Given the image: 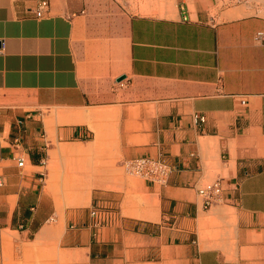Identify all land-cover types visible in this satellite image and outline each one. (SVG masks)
Here are the masks:
<instances>
[{"label":"crops","instance_id":"obj_1","mask_svg":"<svg viewBox=\"0 0 264 264\" xmlns=\"http://www.w3.org/2000/svg\"><path fill=\"white\" fill-rule=\"evenodd\" d=\"M41 1L0 0V264H264V14L46 0L36 17ZM69 156L100 173L58 172ZM143 156L165 184L108 187ZM93 206L114 219L95 227Z\"/></svg>","mask_w":264,"mask_h":264},{"label":"built area","instance_id":"obj_2","mask_svg":"<svg viewBox=\"0 0 264 264\" xmlns=\"http://www.w3.org/2000/svg\"><path fill=\"white\" fill-rule=\"evenodd\" d=\"M227 2H233V0H226ZM240 0H235L234 3ZM48 11V2L46 0L41 1L35 12L36 17H41L44 12ZM264 35L261 31L256 33V40H263ZM4 49V43L1 41L0 53ZM200 122L203 121L201 117ZM24 157L17 156V165L19 167L24 166ZM121 167L126 173L131 175L140 176L152 184L163 185L167 182L171 167L164 163L162 160L156 157H133L123 159L121 161ZM2 183V177L0 176V184ZM198 195L201 197L204 208H210L222 201V184L220 179H214L205 185L197 189ZM90 214L93 218V225L99 227L114 219L115 212L109 209H105L99 206H93Z\"/></svg>","mask_w":264,"mask_h":264},{"label":"rangeland","instance_id":"obj_3","mask_svg":"<svg viewBox=\"0 0 264 264\" xmlns=\"http://www.w3.org/2000/svg\"><path fill=\"white\" fill-rule=\"evenodd\" d=\"M233 2H227L226 0H217V4L215 7L214 12H217L220 8H223V6H236L239 5L240 7L246 8V13H261L264 14V0H240L236 3ZM99 167H83L81 164H79V160L73 159L71 156L67 158V161L64 163L63 167L58 166V172L63 169V172L66 174H73V173H81L82 171H85L87 169L89 174H96L100 173ZM118 171L115 175L116 181L114 182V185H109L108 187L113 188L115 191L123 192L124 191V183L127 184V186L130 187V189L138 196L137 201H140L141 197L145 195V192L142 190V179L138 176L130 175L125 173V171L119 166L117 167ZM103 173H106V171H103ZM82 192L85 190H81ZM90 186L86 190L87 196L80 197L78 200L80 203L79 205H85L89 202L91 193H90ZM73 203V202H72ZM76 203V202H74ZM153 203V202H152ZM124 213H126V210H123Z\"/></svg>","mask_w":264,"mask_h":264},{"label":"water","instance_id":"obj_4","mask_svg":"<svg viewBox=\"0 0 264 264\" xmlns=\"http://www.w3.org/2000/svg\"><path fill=\"white\" fill-rule=\"evenodd\" d=\"M0 45H1V41H0ZM124 78V76H121L119 78H117V81H121Z\"/></svg>","mask_w":264,"mask_h":264},{"label":"bare ground","instance_id":"obj_5","mask_svg":"<svg viewBox=\"0 0 264 264\" xmlns=\"http://www.w3.org/2000/svg\"><path fill=\"white\" fill-rule=\"evenodd\" d=\"M129 174V173H128ZM131 175V174H130ZM134 176H137V175H134ZM138 177H140V176H138ZM142 178V177H141Z\"/></svg>","mask_w":264,"mask_h":264}]
</instances>
